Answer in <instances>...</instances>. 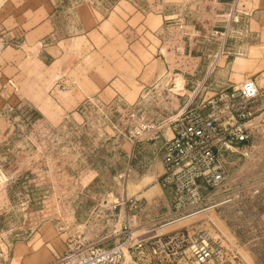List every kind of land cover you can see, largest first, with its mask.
Here are the masks:
<instances>
[{
    "label": "rangeland",
    "instance_id": "rangeland-1",
    "mask_svg": "<svg viewBox=\"0 0 264 264\" xmlns=\"http://www.w3.org/2000/svg\"><path fill=\"white\" fill-rule=\"evenodd\" d=\"M82 1L85 0H53L60 10L59 32L67 30L65 9ZM120 1L96 0L103 9ZM126 1L144 15L158 12L163 15L164 24L172 27L164 32V52L170 51L167 72L144 98L143 113L132 116L110 103L91 101L83 108L87 113L84 121L67 118L61 123L49 122L42 109L18 94L11 76L0 86V102H4L0 117L5 119L0 121V131L4 132L0 138V230L17 235V244L33 238L38 243L36 257L45 264L70 245L96 241L103 231H114L120 226L119 214L107 210L105 198L110 193L117 194L125 181L119 178L127 168L118 153L121 139L128 136L129 129L136 127L141 117H174L204 100L208 95L204 76L185 72L187 60L182 57L180 61L179 56L193 51L195 42L197 53L208 56L201 64L208 66L214 62L213 54L226 43L228 29L222 25L226 19L211 10L214 0ZM2 3L0 0V6ZM136 15L137 11L132 13L133 25L138 20ZM229 19L239 21L240 17L231 15ZM175 40L180 44H173ZM63 86L59 85V89L66 90ZM195 98H201L200 102L193 101ZM263 107L264 99L257 104L259 112ZM251 130L248 141L222 149L220 163L226 180L217 189L203 190L205 199L200 208L207 209L199 212L202 218L194 220V224L204 222L199 230H207L214 239L222 240L229 256L237 254L241 264H264V119L258 120ZM107 135L116 139L115 154ZM96 164L101 167L98 183L89 187L85 183L91 179V172L87 170ZM128 176L129 171L125 179ZM45 222L49 224L44 225ZM15 252H19L18 247ZM128 258L133 260L127 256L119 264Z\"/></svg>",
    "mask_w": 264,
    "mask_h": 264
},
{
    "label": "crops",
    "instance_id": "crops-1",
    "mask_svg": "<svg viewBox=\"0 0 264 264\" xmlns=\"http://www.w3.org/2000/svg\"><path fill=\"white\" fill-rule=\"evenodd\" d=\"M214 2L211 10L225 17L222 25L228 29L222 50L219 47L213 54L214 62L208 66L201 64L208 59L207 54L197 53L193 41L194 50L179 56L180 61L182 57L187 60L185 72L204 76V88L209 96L264 68V0ZM65 10L67 30L62 34L57 30L61 27L57 20L60 10L53 0H3L0 6L4 35L17 43L0 57V86L11 76L18 94L42 109L49 122L61 123L67 118L84 121L87 113L83 108L91 101L110 103L117 108L132 105L167 72L170 51L164 52V32L172 27L164 24L163 15L158 12L144 15L126 0L104 9L96 0H85ZM136 11L138 20L133 25L132 13ZM231 15L240 20L229 19ZM237 29H241L239 33L235 32ZM173 44L179 45L180 41ZM229 59L231 62H227ZM59 85L68 88L61 90ZM3 104L0 102V108ZM0 121L4 122V117ZM3 136L4 132L0 131V138ZM107 136L112 140L113 153L119 150L123 167H129V176L117 194L110 193L105 198L107 210L119 214L120 226L115 227L116 232L112 228L103 231L95 242L114 244L122 238L118 230L125 222L132 225L135 239L145 228L155 231V235H171L179 229L194 233L204 226V222L194 224V220L202 218L201 213L170 221L174 216L173 190L163 186L161 178L165 172L164 143L173 137L172 125L164 129L158 141L133 142L126 136L118 150L116 139ZM87 172H91V179L85 184L95 187L101 167L96 164ZM17 247L19 252L14 253L12 264H45L36 257L38 243L33 238L18 243ZM151 254L147 246L138 259L128 258L124 264H153Z\"/></svg>",
    "mask_w": 264,
    "mask_h": 264
},
{
    "label": "built area",
    "instance_id": "built-area-1",
    "mask_svg": "<svg viewBox=\"0 0 264 264\" xmlns=\"http://www.w3.org/2000/svg\"><path fill=\"white\" fill-rule=\"evenodd\" d=\"M13 43L5 37L0 25V56ZM154 88L136 103L123 105L122 109L132 116L143 113V100ZM263 99L264 69H261L255 76L222 89L174 117L151 120L141 117L136 127L129 129L128 137L133 142L145 138L158 141L164 129L173 126V137L164 143L165 172L161 178V184L173 190L171 222L207 209L200 208L205 199L203 190L219 188L227 177L220 163L222 149L251 138L254 124L264 119V107L260 112L257 109ZM128 171L129 167L119 178L125 179ZM132 203L136 205V200ZM118 232L122 238L114 244L93 241L70 245L49 264H119L127 256L138 259L147 246L153 264H241L237 254L231 258L222 240L214 239L204 229L194 233L179 229L171 235H155V231L145 228L135 239L132 225L125 222ZM16 237L0 230V264H12ZM174 256H178V260Z\"/></svg>",
    "mask_w": 264,
    "mask_h": 264
}]
</instances>
